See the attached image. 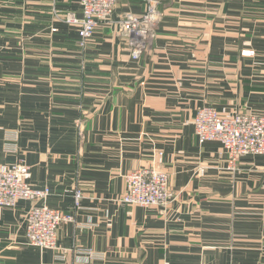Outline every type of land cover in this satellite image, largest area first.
I'll list each match as a JSON object with an SVG mask.
<instances>
[{"label": "crops", "instance_id": "0c3cea01", "mask_svg": "<svg viewBox=\"0 0 264 264\" xmlns=\"http://www.w3.org/2000/svg\"><path fill=\"white\" fill-rule=\"evenodd\" d=\"M145 7L120 0L84 49L58 19L80 0H0V170L23 162L50 192L0 207V264H264V156L232 170L194 128L205 106L264 115V0H169L134 61L115 22ZM145 168L170 175L166 210L120 203ZM42 204L75 218L60 250L28 244Z\"/></svg>", "mask_w": 264, "mask_h": 264}, {"label": "built area", "instance_id": "2783aa9c", "mask_svg": "<svg viewBox=\"0 0 264 264\" xmlns=\"http://www.w3.org/2000/svg\"><path fill=\"white\" fill-rule=\"evenodd\" d=\"M120 0H80L82 14H67L66 24L78 28L79 44L82 48L95 35L97 28L112 20ZM146 7L142 15L125 14L115 23L120 36L128 40L132 60L137 61L156 38L162 14L159 6L169 0H144ZM56 30H54L55 32ZM243 54L250 55V52ZM195 134L201 145L208 142L220 143L228 155L232 170L240 158L264 156V115L241 111L229 112L205 106L198 110L194 120ZM12 152L11 148L8 149ZM30 168L25 163L0 170V207H16L21 201L37 203L46 201L47 189H34L29 183ZM127 192L120 203L140 208H162L166 210L172 200L170 175L155 168L132 171L125 177ZM76 208L81 206L82 192L75 193ZM73 215L64 214L47 204L35 205L26 214V237L28 244L42 251L60 250L58 232L62 225L74 222ZM91 259L102 258L103 254L79 251ZM65 256H63L64 258Z\"/></svg>", "mask_w": 264, "mask_h": 264}, {"label": "rangeland", "instance_id": "374dc122", "mask_svg": "<svg viewBox=\"0 0 264 264\" xmlns=\"http://www.w3.org/2000/svg\"><path fill=\"white\" fill-rule=\"evenodd\" d=\"M65 16H66V14L65 15H63V17H59L58 19L60 20V21H64V18H65ZM54 31V30H53ZM224 110H227V111H229L228 109H224Z\"/></svg>", "mask_w": 264, "mask_h": 264}]
</instances>
